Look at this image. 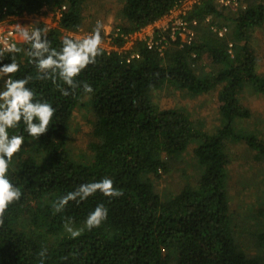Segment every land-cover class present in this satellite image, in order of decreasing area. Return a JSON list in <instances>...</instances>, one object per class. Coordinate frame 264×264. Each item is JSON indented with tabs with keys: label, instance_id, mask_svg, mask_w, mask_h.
Listing matches in <instances>:
<instances>
[{
	"label": "trees",
	"instance_id": "16d2710c",
	"mask_svg": "<svg viewBox=\"0 0 264 264\" xmlns=\"http://www.w3.org/2000/svg\"><path fill=\"white\" fill-rule=\"evenodd\" d=\"M89 1L0 0V21L6 15L64 5L58 25L38 26L59 48L64 37L90 33L96 25V19L84 23L83 7ZM179 1L124 0L118 14L122 22L114 26L117 35L156 22ZM235 8L234 16H225L226 8L218 7L215 0H200L182 17L197 23L210 16L209 25L218 28L230 21L234 29L230 38L218 37L209 25L196 33L197 25H191L195 39L189 44L177 38L159 51L136 40L132 50L125 51L118 35L113 42L118 49L102 47V54L82 70L67 96L60 91L68 87L63 81L53 83L37 76L28 55L29 42H19V52L0 47V64L14 58L20 65L10 75L28 77L37 98L56 108L48 131L38 139L28 136L22 124L14 130L26 138L9 169L22 196L9 205L0 223V264H264V210L250 214L252 224L236 222L227 171L230 142H244L253 160L264 162V136L235 128L237 120L251 116L241 95H264V75L257 72V56L248 43L253 29L264 24V0H238ZM217 18L224 24L215 22ZM159 33L156 30L155 36ZM134 53L138 57L130 58ZM204 60L217 69L205 73ZM84 84L91 85L92 92H86ZM165 87L190 95L217 89L222 126L208 133L197 128L184 111L156 106L152 94ZM77 109L92 114L87 121L92 127L90 155L79 160L68 146L69 129L77 125ZM190 145L200 168L197 178L186 181L173 195H159L149 176L169 172V163L188 152ZM104 176L114 180L122 196L107 198L97 193L55 211L52 205L60 196ZM97 203L108 208V217L88 230L84 219ZM68 218L81 229L79 237L72 238L66 231Z\"/></svg>",
	"mask_w": 264,
	"mask_h": 264
},
{
	"label": "rangeland",
	"instance_id": "374dc122",
	"mask_svg": "<svg viewBox=\"0 0 264 264\" xmlns=\"http://www.w3.org/2000/svg\"><path fill=\"white\" fill-rule=\"evenodd\" d=\"M255 1L257 3L262 0ZM123 3L124 0H90L83 7L84 23L92 24L95 19L99 22L103 21L101 32L104 29L107 31L109 28H114L115 25L122 22L118 18V14ZM187 5H183L184 8H187ZM242 6L244 7L243 3ZM234 9L236 10V8H226L222 10V13L225 16H234L236 14L234 13ZM179 16L180 9L176 11L175 18L171 21H174ZM207 18L210 21V16ZM19 22L15 21L14 23ZM215 22L223 23L222 19L218 18ZM26 23L30 24L32 22L26 21ZM224 23L225 26L227 25L226 37L230 38L234 30L233 24L230 21H225ZM196 25V33H202L203 28H207L209 24L204 18L200 22H197ZM82 29L87 28L82 27ZM150 32H152V29ZM248 43L257 56V72L264 75V24L262 27L253 29ZM201 65H203L201 69L205 73L217 69L207 60H204ZM197 69L200 70L199 67ZM217 91L216 89L206 94L190 95L184 91L165 87L152 94V101L159 108H177L184 111L190 116L197 128L208 133H215L222 126V118L218 111ZM241 96V103L250 110L251 116L247 120H237L235 128L237 130L241 129V131L246 133L252 132L258 137L263 138L264 95H252L246 92ZM82 111L80 109L75 111L74 119L77 121V125L70 127L68 133L69 150L75 160L83 158V155H90L88 144L92 141V127L87 121L92 120V114ZM191 146L187 149L189 150L188 152L179 155L169 163V172L162 174L160 177L149 176L154 183L155 191L159 195H173L178 192L186 181L197 178L200 168L190 153ZM228 147L230 164L227 171L229 175L228 193L230 207L231 211L235 213L236 222L247 226V224L253 223L250 218L251 213L254 214L256 209L264 210V162H255L252 158V153L248 151L244 142H230Z\"/></svg>",
	"mask_w": 264,
	"mask_h": 264
},
{
	"label": "clouds",
	"instance_id": "9594fccd",
	"mask_svg": "<svg viewBox=\"0 0 264 264\" xmlns=\"http://www.w3.org/2000/svg\"><path fill=\"white\" fill-rule=\"evenodd\" d=\"M102 23L97 22L90 33L76 39L66 36L59 48L53 47L46 36V30L40 27L31 30L22 29L19 36L30 43L28 55L37 68L40 79L63 81L67 88H61V94L67 96L75 88L78 75L90 64H94L103 52ZM168 47V46H167ZM11 52L21 49L15 44L9 45ZM20 65L14 58L7 64H0V223L9 205L20 200L22 191L13 183L9 175L14 154L25 143V135L16 131L23 125V131L34 140L46 133L53 120L56 108L47 100L38 99L36 91L29 86V78H16ZM86 92H92L89 84L83 85ZM100 193L107 198L123 195L119 187H114V180L104 176L97 180L79 184L74 190L66 192L53 202L56 212L63 211L69 202L80 203ZM108 217V208L103 203L88 212L84 225L88 230L99 227ZM65 229L72 238L81 234V229L74 227L71 218L65 222ZM43 256L44 253L41 252Z\"/></svg>",
	"mask_w": 264,
	"mask_h": 264
},
{
	"label": "built area",
	"instance_id": "2783aa9c",
	"mask_svg": "<svg viewBox=\"0 0 264 264\" xmlns=\"http://www.w3.org/2000/svg\"><path fill=\"white\" fill-rule=\"evenodd\" d=\"M190 1V3H188ZM200 0H180L172 10H170L169 14L164 16L161 20L166 19L163 24L157 25L154 23L149 24L139 31L129 34H120V38L123 40V47L125 51L132 50L134 46V41H144L149 47L156 46L159 47L158 50L161 51L162 49L166 48L170 45L171 42L177 41V38L180 39L179 42L182 44L184 43H191L194 38V31L193 26L196 25V21L189 23L184 18H182L188 10H190L194 4L198 3ZM215 3L218 7H225V8H235L238 4V0H215ZM188 4V5H187ZM183 5H187V8H184ZM180 9V16L177 17L174 21H171L175 18L176 11ZM65 10V6L62 5L61 7L54 8L53 10H48L46 6H44L38 13L27 14L24 13L21 16H12L6 15V17L0 21V47L4 51H10L9 45L17 44L22 40L19 36V32L22 29L31 30L32 28L38 27L39 24H44L46 28H53L58 25L60 19L63 16V12ZM160 20V21H161ZM15 21H20L19 23H14ZM26 21H31L32 23L27 24ZM158 21V20H157ZM156 21V22H157ZM206 21L211 23L207 18ZM154 24V25H153ZM212 28L213 32L217 34L218 37L223 38L226 35L227 27H216L213 25H209ZM152 29V32H150ZM169 29V31H168ZM160 30L161 34H158V37L155 36V31ZM117 30L114 28H109L107 31L104 29L102 32V47L106 50H117L118 48L113 46L114 38H116ZM86 33L77 34L74 38L79 39L83 37ZM80 36V37H79ZM112 45V46H111ZM229 51L231 53L232 44H228ZM134 56L138 57V54H131L130 58ZM129 61V58L126 59Z\"/></svg>",
	"mask_w": 264,
	"mask_h": 264
},
{
	"label": "crops",
	"instance_id": "0c3cea01",
	"mask_svg": "<svg viewBox=\"0 0 264 264\" xmlns=\"http://www.w3.org/2000/svg\"><path fill=\"white\" fill-rule=\"evenodd\" d=\"M162 19V18H161ZM161 19H159L157 22H155V24H157V25H161V24H163L164 23V21L166 20V19H163V20H161ZM161 20V21H160ZM154 25V24H153Z\"/></svg>",
	"mask_w": 264,
	"mask_h": 264
}]
</instances>
